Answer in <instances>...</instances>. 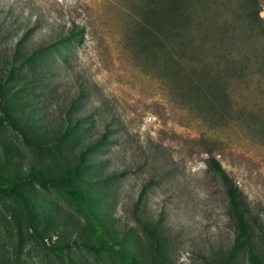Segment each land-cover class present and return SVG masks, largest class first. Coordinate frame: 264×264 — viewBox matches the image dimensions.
I'll return each mask as SVG.
<instances>
[{"label":"rangeland","instance_id":"374dc122","mask_svg":"<svg viewBox=\"0 0 264 264\" xmlns=\"http://www.w3.org/2000/svg\"><path fill=\"white\" fill-rule=\"evenodd\" d=\"M201 1L207 8L192 37L198 64L190 52L172 58L187 72L195 66L189 83L171 77L166 53L142 52L135 39L150 0H0V67L26 29L33 31L22 46L30 53L73 24L83 28L65 60L56 54L44 69L37 71L42 63L22 68L13 84L19 87L23 76L25 97L37 110L24 111L51 127L65 119L73 98L81 112L94 115L89 133L111 122L115 142L102 155V175L117 178L111 185L75 184L71 194L38 188L43 198H37L25 188L23 197L0 195V264H70L64 245L76 264H120L110 250L92 252L84 243L98 233L92 213L77 202L90 204L97 192L109 202L107 213L118 229H135L148 249L147 264L155 255L135 224L138 217L159 221L170 264L222 259L236 232L223 186L207 167L206 144L264 226V0ZM2 149L25 166L39 157L7 126L0 128ZM144 185L149 186L136 210ZM255 246L264 252L259 242ZM237 254V264H248L245 251Z\"/></svg>","mask_w":264,"mask_h":264},{"label":"trees","instance_id":"16d2710c","mask_svg":"<svg viewBox=\"0 0 264 264\" xmlns=\"http://www.w3.org/2000/svg\"><path fill=\"white\" fill-rule=\"evenodd\" d=\"M205 8L207 6L201 0H150L140 15L142 22L137 24L135 39L142 52L156 50L166 53L170 59L167 63L171 77L174 79H189L188 82L192 83L190 78L195 74L193 68L195 66L189 67L187 72L186 65L175 62L172 58L175 54L186 55L190 52L192 63L199 61L197 50L193 49L192 37L194 32L200 29ZM32 31L29 28L23 32L15 44L9 62L4 61L5 65L0 67V128L5 126L12 128L22 138L26 147L36 151L39 157L35 159L34 164L28 163L25 166L11 151L2 149L0 175L4 177L0 183V195L19 198L24 196L21 190L25 191L26 188L27 192L30 188L31 197L32 194H37V198H43L38 188L42 190L62 188L71 194L75 184L86 181H103L111 185L110 182L117 179L116 174L102 175L105 167L102 155L107 147L115 142V129L112 128V123L106 121L103 131L89 133L94 128V115L81 112L77 107V100L73 98L65 113V119L60 121V125L51 127L42 117H30L24 111V108H31L35 112L36 108L25 97V94L29 96V92L23 86V76L19 75L17 78L21 83L19 87L13 84V79L22 68L42 63L37 71L44 69L47 65L44 61L47 58L53 59L56 54L63 60L67 47L83 36V28L73 24L70 28L64 29L55 42L40 45L27 53L22 44L31 36ZM198 66L201 67L202 64ZM205 151L208 155V169L218 176L223 186L227 198L226 214L236 234L231 249L222 259L215 257V260H207L204 264H237L235 258L240 251L246 252L248 264H264V252L259 253L255 246L259 242L264 247V226L259 213L254 211L246 196L213 156V147L206 144ZM148 186L144 185L140 189L134 205L136 210L142 204ZM94 194L96 197L88 200L90 204L85 202L82 205L77 202L87 213H92L91 223L98 233L93 240L84 241L88 250L92 252L99 248L110 250L115 253L120 264H147L144 255L148 249L135 235V229L133 227L118 229L115 221L107 213L110 206L104 194L99 192ZM51 210L52 207L48 204V211ZM135 224L147 241L145 244L149 250L153 248L155 255L153 264H170L166 247L167 238L159 221L155 222L151 217L142 220L138 217L135 218ZM1 235L0 227V237ZM63 248L66 250L65 262L76 264L69 257L67 251L69 246L64 245Z\"/></svg>","mask_w":264,"mask_h":264}]
</instances>
